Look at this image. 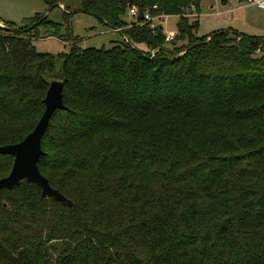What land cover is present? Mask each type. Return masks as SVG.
I'll use <instances>...</instances> for the list:
<instances>
[{"label":"trees","instance_id":"trees-1","mask_svg":"<svg viewBox=\"0 0 264 264\" xmlns=\"http://www.w3.org/2000/svg\"><path fill=\"white\" fill-rule=\"evenodd\" d=\"M81 10L122 39L78 46L66 10L0 26V144L33 128L47 75L61 80L37 165L73 203L25 179L1 187L0 264H264V34H197L199 0ZM145 10L176 15L174 38ZM39 25L69 44L57 67L32 42ZM12 162L0 153V177Z\"/></svg>","mask_w":264,"mask_h":264},{"label":"rangeland","instance_id":"rangeland-1","mask_svg":"<svg viewBox=\"0 0 264 264\" xmlns=\"http://www.w3.org/2000/svg\"><path fill=\"white\" fill-rule=\"evenodd\" d=\"M63 10L72 12L69 18L70 28L72 35L76 37V44L80 47L108 48L114 41L122 39L119 32L98 17L82 11L81 0H60L52 7L44 0H0V19L2 20L0 26L5 25V22L19 24L23 18L36 13H44L48 19L63 23ZM177 19L176 15H165L162 18L164 34L177 32ZM197 19L199 35L218 28H228V26L238 31L264 34V9L256 4L248 3L247 0H199ZM48 30L52 31L53 28L50 27ZM38 31L40 36L32 40L35 48L52 53L57 67L60 62L59 53L68 50V42L49 35L47 28L43 25L38 26ZM167 43L171 44V42ZM175 43L178 44L180 41ZM138 47L146 48L144 44H138ZM47 78L52 79L50 75H47Z\"/></svg>","mask_w":264,"mask_h":264},{"label":"water","instance_id":"water-1","mask_svg":"<svg viewBox=\"0 0 264 264\" xmlns=\"http://www.w3.org/2000/svg\"><path fill=\"white\" fill-rule=\"evenodd\" d=\"M142 16L141 12L140 17L142 18ZM159 28H163L162 23H159ZM114 29L119 32V29ZM62 87L63 83L61 80H50L43 97V111L33 128L19 141L0 144V153H10L13 155V162L9 172L0 177V188H10L20 180L25 179L26 181H31L39 185L41 196H52L61 203L72 206L71 199L66 197L57 188L52 187L46 177L40 172L37 165V159L42 153L41 137L48 124L50 115L55 108L66 107L62 100ZM3 205H6L5 202H3Z\"/></svg>","mask_w":264,"mask_h":264},{"label":"built area","instance_id":"built-area-1","mask_svg":"<svg viewBox=\"0 0 264 264\" xmlns=\"http://www.w3.org/2000/svg\"><path fill=\"white\" fill-rule=\"evenodd\" d=\"M247 2L256 4L259 7L264 8V0H247ZM152 8H156V5L153 4ZM138 9L135 5H132L127 8V15L131 18L135 15H137ZM142 21L141 23H147L150 29L154 30L159 23H162V18L165 16L161 13L151 14L149 10L142 11ZM176 33L170 32L167 34H164V39L169 41L174 38Z\"/></svg>","mask_w":264,"mask_h":264},{"label":"crops","instance_id":"crops-1","mask_svg":"<svg viewBox=\"0 0 264 264\" xmlns=\"http://www.w3.org/2000/svg\"><path fill=\"white\" fill-rule=\"evenodd\" d=\"M249 3V2H248ZM259 7V6H258ZM259 8H262V7H259ZM264 9V8H263ZM198 15V14H197ZM126 19H130V17L129 16H127L126 15ZM0 21H2L1 19H0ZM110 27V26H109ZM228 27H232V26H228ZM112 28V27H111ZM114 29V28H113ZM114 30H116V29H114ZM117 31V30H116ZM118 32V31H117Z\"/></svg>","mask_w":264,"mask_h":264}]
</instances>
